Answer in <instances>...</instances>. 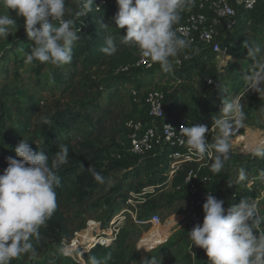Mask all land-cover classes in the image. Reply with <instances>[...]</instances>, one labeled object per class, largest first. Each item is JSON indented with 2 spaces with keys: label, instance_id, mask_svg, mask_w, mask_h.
Here are the masks:
<instances>
[{
  "label": "trees",
  "instance_id": "obj_1",
  "mask_svg": "<svg viewBox=\"0 0 264 264\" xmlns=\"http://www.w3.org/2000/svg\"><path fill=\"white\" fill-rule=\"evenodd\" d=\"M107 1L108 4L104 8L98 9L92 5L93 10L85 16L78 15L83 8L81 5L77 11L75 9L77 3L70 11L66 10L64 19L73 22L80 37L73 46L71 63L59 67L38 61L31 64L35 65L31 72L36 84L38 86L41 83L45 86L53 84L52 92L57 91L65 101L55 100L49 104L44 98L27 94L24 86L13 87L7 84L13 77L19 79V71L28 66L24 63L25 53L33 46V42L26 34L24 24H15L9 28L12 31L22 32L4 49V54L0 57V174L7 167V157L20 159L16 156L15 148L23 139L29 141L34 151L42 150L50 158L58 152L59 145H67L69 149L68 163L57 171L61 186L56 189L55 213L39 229V239H33L34 254L33 252L22 254L19 258L13 259L11 264H76L70 258L62 259L60 256L47 254L49 239L72 240L73 234L68 232L64 209L74 204L83 214L104 212L108 225L127 206L131 193L139 195L145 188L153 187L154 192L143 197L137 213L138 221L146 224L155 216L158 217L156 213L159 211L172 207L177 201L187 199L183 194L186 191L185 178L191 166L185 167L171 177V167L164 154L156 159L140 160L141 158L129 153L125 124L134 117L127 115L118 123L115 106L125 97L122 96L123 88L130 89L129 97L132 101V92H141L144 80L139 82L131 80L132 75L154 77L162 70L159 64H155L148 70L133 68L129 73H118L121 68L134 66L140 58L145 57H142L135 47L121 43L126 29L120 30L114 23L113 17L118 11L116 0ZM80 2L82 4V0ZM183 16L184 13L181 14V19ZM102 23L108 25L107 28H104ZM221 33L222 44L228 47V55L231 59L234 58L235 62L230 60L220 71L212 66L218 55L204 48L200 43L184 49L190 54V58L176 69L173 78L193 83L194 75L197 74L205 83L206 80L212 81L211 92L202 98V104H199L202 105L200 111L190 109L193 103L186 100L185 95L164 93L166 121L173 120L172 115L187 104L186 108L190 110V116L195 123L205 124L209 128L213 126L214 118L220 113L223 98L238 97L246 114L244 126H252L251 117L255 105L246 100L243 88L244 76L249 74V68L254 61L249 57L248 49L244 45L248 41H255L264 49V0H259L254 11L239 10L238 27L233 34L225 30ZM106 35H112L118 46V52L113 56H107L100 51L105 46ZM197 53L200 57L196 64H192ZM97 72L109 78V82L102 89L95 86L94 78ZM168 73L163 72V76H167ZM152 91L163 90L154 88ZM45 118L50 121L49 124L43 123ZM243 128L233 134L232 140L242 135ZM114 151L127 152L129 156L123 155L117 160L112 158ZM250 154H246L242 161L234 156L231 150L230 159L225 162L224 167L234 160L237 168H245L249 173L252 171L255 174L254 178L260 177L261 171H264V157ZM210 166L202 174L214 176L216 173L210 170ZM90 167H94L106 179H110L111 185L98 184L88 171ZM120 170L126 171V174L114 178V173ZM247 175L248 173L243 180L240 179L239 174L236 175L229 191L239 188L241 182L246 183ZM220 177L222 178L223 175ZM224 185L225 182L215 184L219 188ZM164 187L171 188L173 195L158 197ZM210 187L215 193L213 181ZM259 191L261 190L254 183L251 189L245 188L239 194L257 199ZM241 197L242 195H239L236 200L231 198V202L237 203L242 199ZM191 213H198L200 222L203 223V207L200 209L194 207ZM261 215H264V212ZM84 228L85 224L79 230ZM116 238L108 245L96 244L92 249L84 252L82 254L84 263L90 264L91 256H95L100 264H133L137 261V256L131 257L128 252L127 234L120 231ZM204 264H209L207 259Z\"/></svg>",
  "mask_w": 264,
  "mask_h": 264
},
{
  "label": "clouds",
  "instance_id": "obj_2",
  "mask_svg": "<svg viewBox=\"0 0 264 264\" xmlns=\"http://www.w3.org/2000/svg\"><path fill=\"white\" fill-rule=\"evenodd\" d=\"M118 11L113 17L116 28L126 29L121 43L135 47L142 57L159 64L165 73L179 64L178 56L189 46V41L177 34L175 25L181 14L192 4V0H116ZM95 0H82L83 10L78 15L91 12ZM0 7L14 10L18 17L25 18L24 28L33 42L25 53L24 63L62 66L71 63L73 46L80 37L71 20L64 19L66 0H0ZM16 19L10 14H0V37L8 38L10 26ZM104 28L108 25L103 24ZM80 31V29H79ZM254 61L249 74L244 76L245 94H264V49L255 41L244 45ZM100 51L113 56L118 46L112 35H106L105 46ZM231 57L225 58L226 63ZM211 83V81H210ZM220 87V85H218ZM246 114L239 98H223L220 113L214 118L213 127L218 130L214 143H209L203 124L181 127L190 152L201 159L212 158L210 170L219 173L230 159L232 136L244 127ZM44 124L50 121L45 118ZM212 127V128H213ZM254 156L264 157V142H255L251 148ZM16 156L6 158L7 167L0 174V264H11L22 254L33 252V239L40 237L39 229L45 225L57 209V192L61 179L57 171L68 163L67 145L51 158L44 151H34L29 141L23 139L15 148ZM88 171L100 185H111L100 171L90 167ZM260 178L264 180V171ZM240 179H245L243 170ZM224 200L211 193L203 204L204 219L188 232L192 246L205 250L210 264H264V215L257 205L247 198L225 208ZM147 252L150 247H144ZM138 248L137 250H139ZM69 248H59L60 255H67ZM81 255V252L79 253ZM90 264H100L95 256L89 257ZM141 264H157V259L145 256Z\"/></svg>",
  "mask_w": 264,
  "mask_h": 264
},
{
  "label": "rangeland",
  "instance_id": "obj_3",
  "mask_svg": "<svg viewBox=\"0 0 264 264\" xmlns=\"http://www.w3.org/2000/svg\"><path fill=\"white\" fill-rule=\"evenodd\" d=\"M78 6L75 8L79 11V6H81L80 0H66V10H71L75 4ZM69 4V6H67ZM0 14H10L13 18L16 19V24H25V18L18 17L14 10L4 9L0 7ZM10 34L8 38L0 37V57L4 54V49L10 45V43L16 39L22 31H12L9 30ZM233 34V33H232ZM184 51V50H183ZM199 52V51H198ZM232 53V51L230 52ZM182 54L178 56L180 59ZM200 54L197 53L194 56V61L192 64H196ZM228 56H220L212 64L215 68L222 70L223 66L225 67L230 60L235 62V59H230L226 63L225 58ZM35 65H28L24 69L19 71V79L13 77L7 84L13 87H21L27 90V94L35 95L37 97L44 98L49 104L55 102V100L65 101L57 91L52 92L53 84L45 86L41 83L40 86L36 84V79L32 74L31 70ZM179 65L174 64L173 70L163 76V72H158L154 77L144 76V75H132L131 80L139 82L143 81V86L140 94V102L134 103L129 97L130 89H122V96H125L117 103L115 109V117L118 119V123L122 122L127 115L134 117L136 119L146 120L147 118V108L144 104V98L152 91L154 88H159L163 90L164 93L168 95H185V99L193 103V106L190 107L191 110L200 111L202 105V98L211 92L212 84H208L209 80L203 82L197 74L194 75V82H182L180 79H174L175 71ZM11 68V67H10ZM11 70H14V68ZM95 86L99 89H102L108 82L109 78L101 73L97 72L95 75ZM5 82V81H2ZM153 84H156V86ZM206 84V85H205ZM129 87V86H128ZM245 94V93H244ZM246 100L249 103H254L255 109L251 117L252 126H244L243 133L235 140H232V150L234 156H237L240 160L244 161L243 157L246 154L251 153V146L261 139L260 133L264 132V94H261V97L258 93L249 92L245 94ZM240 99V98H239ZM187 104L182 106L179 111L172 115V118L177 117H187L191 124L190 126L197 125L193 118L190 116L189 109L186 108ZM205 125V124H203ZM247 131H250L255 135V140L250 139V143L247 141ZM218 135V130L212 138L211 143H214L216 136ZM245 137V140H244ZM253 141V142H252ZM123 155L129 156L127 152L120 153L118 151L113 152V157L117 160L122 158ZM251 156H254L252 153ZM159 155L156 152L152 153L145 159H156ZM140 159V160H145ZM247 160V159H246ZM109 164V163H108ZM243 170L245 177L247 175V182H241L242 185L237 189L229 191V188L234 184L236 175ZM126 174V171L120 170L114 173V178H119L121 175ZM223 177L221 178L220 176ZM255 174L251 171L250 173L246 171L245 168H237L234 160L230 162L226 167H224L219 173L214 174L212 177L214 191L218 199L224 200V207L228 208L234 203L231 202L234 194H239L245 188L247 189L252 183L257 184L260 193H259V206L258 211L260 214L264 212V180L260 177L254 178ZM221 182H225L226 185L219 188L215 184L219 185ZM252 188V187H251ZM154 192V188L148 187L145 188L141 194L131 193L127 201V206L123 208L121 213L113 219L108 225L106 223V217L104 212L99 211L94 214L89 212L88 214H83L80 211V208L75 204L64 209V215L67 220L68 232L73 234L71 241H67L63 238H51L47 241L48 250L47 254H52L60 256L62 259L70 258L76 264H85L82 259V254L86 251L92 249L96 244L108 245L112 241H115L117 235L120 231L126 233L128 236V252L131 257L138 258L133 264H141L143 258L147 256L149 259L155 257L157 259V264H204L206 259L210 264L209 257L206 255L204 249L192 246V241L190 239L189 233L195 226L192 216H191V204L187 199L182 201H177L172 207L164 208L163 210L156 213L159 217V223L148 222L146 224L140 223L137 219V213L139 210V204L142 203L143 197L146 194ZM172 196L173 191L169 187H164L162 191L159 192V196ZM186 195V194H183ZM231 202V204H229ZM156 218V216L154 217ZM85 224V228L79 230ZM202 224V221L200 222ZM187 236V237H185ZM62 246H67L69 248V253L67 255H60L59 248ZM172 246V247H170ZM144 247H150L151 251L147 252ZM140 248L139 250H137ZM198 248V250H197ZM165 250V251H164ZM81 252V255L79 254ZM42 257V256H41Z\"/></svg>",
  "mask_w": 264,
  "mask_h": 264
},
{
  "label": "built area",
  "instance_id": "obj_4",
  "mask_svg": "<svg viewBox=\"0 0 264 264\" xmlns=\"http://www.w3.org/2000/svg\"><path fill=\"white\" fill-rule=\"evenodd\" d=\"M258 3L259 0H192L190 8L183 12V18L175 25V30L179 36L189 41L188 47L200 43L204 48L217 54L218 57L228 56L229 50L226 45L222 44L221 31L234 33L238 27L239 10L254 11ZM107 4V0H95L93 5L100 9L106 7ZM181 54L183 58L179 59L180 62L177 64L179 66L190 58V54L185 50L181 51ZM154 65L148 58H140L134 66L121 68L118 73H129L133 68L148 70L153 68ZM210 81H208V84H212V81L211 83ZM132 98L134 103L140 102L139 92L133 91ZM164 99L165 94L163 91L147 93L144 104L147 108L148 120L136 118L127 120L125 126L128 132L129 153L141 159H145L154 152L157 155L164 154L171 167V177L185 167L191 166L192 168L185 178V194L191 207L200 209L206 202L209 193L216 197L210 187L213 181L212 178L202 174L205 169L209 168L212 158L205 156L201 159L195 152L188 150L186 143L182 142L185 138L181 136L180 130L182 126H190L191 122L184 116L166 121ZM212 127H209V132L206 133V139L209 143H211L216 133L215 127ZM252 186L253 183L247 189H251ZM238 197L237 194L233 195L235 200ZM241 198L247 197L243 194ZM247 199L256 203L258 207L260 198ZM191 216L195 225L200 224L198 213H191ZM150 222L153 224L159 223V217L153 218Z\"/></svg>",
  "mask_w": 264,
  "mask_h": 264
},
{
  "label": "bare ground",
  "instance_id": "obj_5",
  "mask_svg": "<svg viewBox=\"0 0 264 264\" xmlns=\"http://www.w3.org/2000/svg\"><path fill=\"white\" fill-rule=\"evenodd\" d=\"M227 58V57H226ZM247 135V141L250 143L251 145V142H250V139L252 140H255V135H253L250 131H247L246 133ZM260 135L262 136L261 139L258 141V142H264V132L260 133ZM253 142V141H252ZM257 142V141H256Z\"/></svg>",
  "mask_w": 264,
  "mask_h": 264
}]
</instances>
